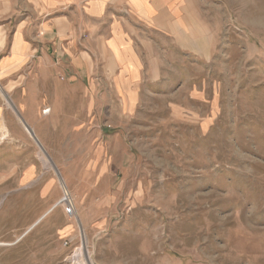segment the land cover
<instances>
[{"label":"rangeland","instance_id":"obj_1","mask_svg":"<svg viewBox=\"0 0 264 264\" xmlns=\"http://www.w3.org/2000/svg\"><path fill=\"white\" fill-rule=\"evenodd\" d=\"M198 4L215 33L210 54L163 73L167 80L132 110L102 104L95 117L62 121L66 134L46 136L99 147L100 168L90 167L92 151L55 153L77 159L56 166L1 86L30 71L0 74V174L15 163L21 172L37 167L38 176L31 189H18L17 174L0 188V235L34 223L17 241L0 239V264H72L81 233L92 264H264V0ZM49 181L52 198L40 199Z\"/></svg>","mask_w":264,"mask_h":264},{"label":"crops","instance_id":"obj_2","mask_svg":"<svg viewBox=\"0 0 264 264\" xmlns=\"http://www.w3.org/2000/svg\"><path fill=\"white\" fill-rule=\"evenodd\" d=\"M214 39L198 0H0V74L16 77L30 71L27 78L22 75L1 86L43 149L54 153L56 166L77 159L55 153L92 151L90 167L100 168L99 147L48 143L46 136L66 134L68 123L62 121L95 117L102 104L118 102L132 110L146 89L167 80L163 73L181 71L182 63L205 57L206 48L210 54ZM10 83L14 86L8 90ZM8 168V173L0 174V188L16 174L19 190L36 186L37 167L30 165L21 172L14 163ZM63 181L69 192L77 191L71 180ZM52 186V181L42 186L40 199L52 198ZM33 226L17 236L13 229L4 231L0 239L17 241ZM61 229L69 236L67 226Z\"/></svg>","mask_w":264,"mask_h":264},{"label":"bare ground","instance_id":"obj_3","mask_svg":"<svg viewBox=\"0 0 264 264\" xmlns=\"http://www.w3.org/2000/svg\"><path fill=\"white\" fill-rule=\"evenodd\" d=\"M5 97V96H4ZM6 99V98H5ZM6 101H7V99H6ZM8 103V102H7ZM8 106L9 107H11V105H10V103H8ZM48 113V111H43V114L45 115V114H47ZM3 121V120H2ZM0 122V128H1V130H3V129H5L4 127V124H3V122ZM26 129V128H25ZM26 131H27V129H26ZM27 133L28 134H30L28 131H27ZM31 135V134H30ZM32 136V135H31ZM43 159V158H42ZM44 160V159H43ZM44 162H45V164L46 163H48L47 162V160L45 159L44 160ZM47 168V167H46ZM65 200H69V201H71L70 200V198L68 197V194L66 195V197H65ZM64 199H63V202L65 201ZM73 217H74V215H73ZM81 235H82V239H83V241H82V245H80L78 248H76L75 249V251H74V253H73V256L71 257V262H72V264H92V260H91V258H90V255H89V253H88V251L86 250V248H85V238H84V233H81Z\"/></svg>","mask_w":264,"mask_h":264},{"label":"built area","instance_id":"obj_4","mask_svg":"<svg viewBox=\"0 0 264 264\" xmlns=\"http://www.w3.org/2000/svg\"><path fill=\"white\" fill-rule=\"evenodd\" d=\"M45 111H48V110H45ZM44 111V112H45ZM64 200H65V198H64ZM63 204H64V208H65V214L68 216V217H73V215H74V206H73V203H72V201H69V200H65L64 202H63ZM65 245L67 246V243H65Z\"/></svg>","mask_w":264,"mask_h":264},{"label":"water","instance_id":"obj_5","mask_svg":"<svg viewBox=\"0 0 264 264\" xmlns=\"http://www.w3.org/2000/svg\"><path fill=\"white\" fill-rule=\"evenodd\" d=\"M10 104H11V103H10ZM11 106H12V108L14 109V111L16 112L14 106H13V105H11ZM16 113H17V112H16ZM17 115H18L20 121L22 122V124L24 125V127L27 129V131L32 135V137H34V134H33L32 130L26 125V123L22 120V118L19 116L18 113H17Z\"/></svg>","mask_w":264,"mask_h":264}]
</instances>
